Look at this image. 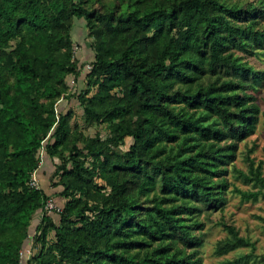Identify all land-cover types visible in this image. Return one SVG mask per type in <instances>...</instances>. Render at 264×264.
<instances>
[{
  "label": "trees",
  "instance_id": "trees-1",
  "mask_svg": "<svg viewBox=\"0 0 264 264\" xmlns=\"http://www.w3.org/2000/svg\"><path fill=\"white\" fill-rule=\"evenodd\" d=\"M75 19L95 51L79 92L66 80L81 73ZM261 50L264 0H0V264H202V215L225 208L229 165L261 186L234 191L264 198L262 161L234 165L264 116V69L241 53ZM71 95L82 120L59 109ZM43 150L59 159L64 203L58 221L44 213L24 262L51 198L31 184ZM221 223L217 254L251 248L223 264H264Z\"/></svg>",
  "mask_w": 264,
  "mask_h": 264
},
{
  "label": "rangeland",
  "instance_id": "rangeland-1",
  "mask_svg": "<svg viewBox=\"0 0 264 264\" xmlns=\"http://www.w3.org/2000/svg\"><path fill=\"white\" fill-rule=\"evenodd\" d=\"M88 29L85 25L84 19H75L72 25V40L74 42L75 56L79 60L81 73L78 78L74 74H69L67 82L72 91L79 92L86 84L85 76L91 67V62L94 58L95 51L92 46V39L88 34ZM244 58L255 64L258 68L264 69V50H261L259 55L241 53ZM257 103L260 105L262 111L264 110V81L260 86L259 91L255 93ZM71 108L75 111V115L82 120L81 115L83 109L80 102L75 95L63 97L59 103V109ZM87 132L94 131V126L86 127ZM132 137L126 138V143L123 145L124 149L132 143ZM251 157L258 164L262 161V175L264 176V116L261 114L259 124L254 133L246 137L239 143V148L234 165L248 172V159ZM41 166L38 170V178L41 187L51 195L55 203L53 210L48 213L51 214L56 221L59 220V210L63 206V198L57 193L61 186H56L54 182L57 178L52 179L56 164L59 162L58 158H51L46 154V151L41 152ZM233 166L229 165V180L231 185L227 191V203L223 210H216L210 215H202L205 222L203 231L205 232V241L200 247V256L202 257V264H223L225 260L234 259L243 252L251 250L250 247H240L227 254L219 255L216 253V245L218 241L228 235V231L224 228L221 222H227L235 225L240 233L249 237L256 244L255 252L257 254H264V198L258 200H245L241 194L234 191V187L238 186L242 190H258L260 185H254L252 182H245L243 178L238 177L237 172L233 171ZM42 217V211L38 210L33 218L32 226L30 228L29 237L25 244L24 256L22 260L25 262L33 252L32 237L36 231V227ZM249 264H263L258 258L251 261Z\"/></svg>",
  "mask_w": 264,
  "mask_h": 264
},
{
  "label": "built area",
  "instance_id": "built-area-1",
  "mask_svg": "<svg viewBox=\"0 0 264 264\" xmlns=\"http://www.w3.org/2000/svg\"><path fill=\"white\" fill-rule=\"evenodd\" d=\"M74 51H75V49H74ZM41 162H42V160H41ZM31 184L38 187V188L41 187L40 180L37 176V172L34 173ZM54 207H55L54 201L52 200V198H49L47 203L45 204V206L42 209H40L42 211V216L44 215L45 212L48 213L50 210H53ZM24 249H25V247L21 251L22 258L24 256Z\"/></svg>",
  "mask_w": 264,
  "mask_h": 264
}]
</instances>
